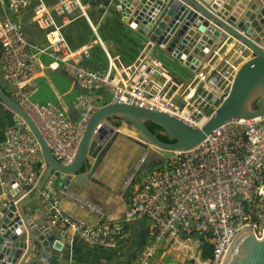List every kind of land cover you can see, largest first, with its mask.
I'll list each match as a JSON object with an SVG mask.
<instances>
[{
	"label": "built area",
	"instance_id": "2783aa9c",
	"mask_svg": "<svg viewBox=\"0 0 264 264\" xmlns=\"http://www.w3.org/2000/svg\"><path fill=\"white\" fill-rule=\"evenodd\" d=\"M27 6L32 8L33 21L45 31L44 41H30L22 23L0 17V83L32 117L63 165L74 160L89 117L108 103L163 111L200 127L227 97L240 66L255 55L238 40L231 44L235 39L230 38L197 71H190L173 53H166L164 44L146 34L139 40L141 47L133 60L125 63L126 58L112 49L117 42L101 33L105 13L95 22L89 2L11 0L10 4L15 14ZM55 14L66 24L82 20L89 30L87 40L71 45ZM97 56L105 65L92 68L89 62ZM42 57L57 63L72 82L87 90L78 93L69 107L79 113L76 120L68 115L69 109L35 99ZM175 96L183 100L182 107L174 102ZM13 115V123L0 140V173H14L25 186H35L46 162L33 133ZM57 179L58 174L53 173L40 197L51 204L46 213L49 225L64 232L66 239L119 249L133 236L127 223L141 219L147 222V238L130 264H154L163 242L199 264H223L241 233L264 234V115L233 119L194 148L176 152L142 173L131 186L122 220L85 224L73 218L58 206L61 190L56 187ZM206 244L211 256L203 260Z\"/></svg>",
	"mask_w": 264,
	"mask_h": 264
},
{
	"label": "water",
	"instance_id": "95a60500",
	"mask_svg": "<svg viewBox=\"0 0 264 264\" xmlns=\"http://www.w3.org/2000/svg\"><path fill=\"white\" fill-rule=\"evenodd\" d=\"M236 1L231 0L229 5L222 7V0H97L92 3L95 10L89 11L95 22L105 13L100 28L107 37L118 43L120 52L126 57L131 52L137 53L141 47L139 40L146 34L157 44H164L166 53H173L171 55L190 71H197L230 38L237 39L254 51L255 55L238 69L227 97L200 127L191 126L163 111L128 103H108L89 117L74 160L69 165H63L54 157L32 117L6 93L0 83V112H12L24 121L39 142L46 162L35 186H25L14 173L5 171L11 175L13 183L10 181L11 185L4 186L0 192V264H70V248L76 241L66 239L64 232H58L49 225L46 213L51 204L43 202L36 206L34 203L41 199L40 191L53 173L58 174L65 198L78 205L81 203L98 214L99 209L76 195V189L91 192L106 186L96 175L103 155L107 154L108 148L117 139H123L131 147L127 157L130 161L128 170L117 189L118 195L128 197L137 175L172 158L176 152L194 148L233 119L264 115V0H240L236 10L229 13ZM56 2L54 0L51 4ZM243 9L246 10V20L237 23V16ZM55 19L62 25L61 32L66 40L78 46L76 40L73 42L70 29L77 24L87 25L82 20L66 24L56 14ZM108 19L115 22L113 31L117 36L107 31L105 25ZM80 91L87 90L80 88ZM174 102L180 106L183 104L179 96H175ZM68 115L74 120L79 117V113L72 109H69ZM111 117L125 121L139 133L137 137L118 133L109 141L107 148L98 153L101 144L91 137L102 121L106 120L111 126L118 127L109 122L108 118ZM148 121L160 125L167 137L174 141L159 139L147 127ZM108 133V126H103L95 138L106 140ZM95 145L97 148H94ZM89 153H95V159L86 167L88 161L93 160ZM124 216L119 220L124 219ZM144 243L143 234L132 249L130 261L136 259ZM231 248L223 264H264V234L257 237L248 231Z\"/></svg>",
	"mask_w": 264,
	"mask_h": 264
},
{
	"label": "crops",
	"instance_id": "0c3cea01",
	"mask_svg": "<svg viewBox=\"0 0 264 264\" xmlns=\"http://www.w3.org/2000/svg\"><path fill=\"white\" fill-rule=\"evenodd\" d=\"M32 3H35L39 0H31ZM47 4H51L54 0H43ZM89 2L90 4L96 2L94 0L91 3V0H84ZM228 0H225L227 2ZM11 0H2V5H0V17H10L14 18L16 21L22 23L25 27V32L30 41L33 42H43L45 38V31H43L39 25L33 21V11L30 6L24 7L18 14L12 13L10 8ZM99 6V4H96ZM92 8L89 11H94V5H91ZM224 5L222 4V7ZM98 13L99 10H98ZM92 17V16H91ZM241 17V16H240ZM113 25L116 26L115 22L110 19L107 20V24L105 25L107 31L114 36H117L113 31ZM84 25L77 24L74 28L70 29V34L72 36L73 42L76 40L77 44L80 45L87 40L89 36V30ZM101 33L103 32L100 28ZM87 31V32H86ZM107 32V33H108ZM104 34V33H103ZM105 35V34H104ZM122 37V35H120ZM123 38V37H122ZM112 49L115 54H121L126 59V62L132 61V55H135L134 52H131L127 57L120 52L119 45L117 43L116 47L112 44ZM136 51V50H135ZM42 70L38 74V92L35 95V99L40 102H54L63 106L66 109L71 107V104L75 100L78 93H80V87H78L74 82H72L71 78L68 74L60 67H58L57 63L50 61L47 57H42ZM90 66H94L95 68L99 67V65H105L102 57L97 56V59L92 63L89 62ZM12 112H0V140H2L5 136L6 128L13 123L14 117ZM128 125H123L121 127L122 131H125ZM131 143V142H130ZM131 148L129 144H117L114 148L110 147L106 157L100 164L96 177L101 179L106 186L98 187L96 190L87 192L85 190H81L79 188L76 189V195L82 196L88 203L96 206L99 211L98 214L95 212H91L89 209L85 208L81 203L78 205L73 200L69 198H65V193L62 192V185L57 179L56 187L60 191L59 198V208L71 215L75 219L88 224H95L98 222H112L121 219L124 215H126V211L128 209V204L130 200V192L128 197H123L122 195L117 194V189L122 183L123 177L125 176L128 170L129 160L128 152L124 153L125 148ZM130 151V150H129ZM8 172L0 173V192L3 190V187L10 186V181L13 183V178L11 175H7ZM142 175V174H141ZM139 175V178L141 177ZM134 178L133 182L139 180ZM132 182V184H133ZM131 184V186H132ZM81 187L82 185L79 184ZM111 186L112 189L109 190ZM96 187V185H94ZM106 188V189H104ZM131 190V187H130ZM35 205L42 204L43 201L41 199L36 200ZM125 217V216H124ZM134 232L133 236L130 239L128 245L121 247L119 249L112 248H98L91 247L76 241L72 243L70 248V264H130L133 261L131 257L133 256L132 249L136 245V243L141 239L144 234L146 241V228L147 222L146 220H136L128 225ZM145 232V233H144ZM202 245H204V241L202 240ZM205 250V247H204ZM209 256L206 253H202V259L207 260ZM154 264H199L193 260H189L185 257H182L178 252H175L172 248H170L167 242H163L159 252L157 253Z\"/></svg>",
	"mask_w": 264,
	"mask_h": 264
},
{
	"label": "bare ground",
	"instance_id": "6f19581e",
	"mask_svg": "<svg viewBox=\"0 0 264 264\" xmlns=\"http://www.w3.org/2000/svg\"><path fill=\"white\" fill-rule=\"evenodd\" d=\"M230 1L231 0H228L227 2H225V0H222V4L223 5H229L230 4ZM239 3H240V0H238V1H236L235 3H234V5L233 6H231V8L229 9L230 11H229V13H232L234 10H236V7H238V5H239ZM222 6V5H221ZM220 6V7H221ZM221 9V8H220ZM245 11L246 10H241V12H239V14H238V16H237V23H240L241 21H245L246 19H245V17H244V15H245ZM241 16V17H240ZM236 40L237 39H235V40H232V42H231V44H233V43H235L236 42ZM205 121H203L201 124H203ZM103 126L104 127H107L108 126V135H107V139L106 140H103L102 138H95L96 137V133L97 132H99L101 129H103ZM118 133H122V134H124V135H127V136H132V137H137V135H138V131L134 128V127H132V126H130V125H128V127L126 128V130L125 131H122V129H121V127H113V126H111V124L110 123H108L106 120L103 122H100L99 124H98V127L95 129V131H94V133H93V135H92V137H91V139L93 140H96L98 143H100L101 145L99 146V149H98V153L100 152V151H102V150H104V149H106L107 148V145H108V143H109V141L116 135V134H118ZM110 147H112V146H110ZM94 148H97V145H95V147ZM109 149L110 148H108V151H109ZM108 151H107V153H108ZM89 156L93 159V161H94V159H95V153L93 154V153H89ZM245 233H248V231H244L243 232V234H245ZM242 234V235H243ZM241 235V236H242ZM240 236V237H241ZM239 237V238H240ZM238 238V239H239ZM238 239L236 240V242L238 241ZM236 242L234 243V245L236 244ZM234 245H232V248L231 249H233V246Z\"/></svg>",
	"mask_w": 264,
	"mask_h": 264
},
{
	"label": "trees",
	"instance_id": "16d2710c",
	"mask_svg": "<svg viewBox=\"0 0 264 264\" xmlns=\"http://www.w3.org/2000/svg\"><path fill=\"white\" fill-rule=\"evenodd\" d=\"M254 107H256V105L254 104ZM121 120V119H120ZM114 124L116 126H119L120 123L119 122H114ZM147 127L161 140L165 141V142H173L174 140H171L167 137L166 134H164L163 132V128L158 125V124H155L153 122H150L148 121L146 123ZM85 167L82 168V171L84 170ZM129 225V223H127ZM145 233V232H144ZM146 234H147V231H146ZM147 238V237H146ZM204 253L207 254V256H211V250H210V247L206 244V247H205V250H204Z\"/></svg>",
	"mask_w": 264,
	"mask_h": 264
},
{
	"label": "rangeland",
	"instance_id": "374dc122",
	"mask_svg": "<svg viewBox=\"0 0 264 264\" xmlns=\"http://www.w3.org/2000/svg\"><path fill=\"white\" fill-rule=\"evenodd\" d=\"M221 46V45H220ZM225 47H227V46H225ZM236 47H240V45L239 44H237L236 45ZM206 71H204V73H205ZM108 120H109V122H112V123H114V122H119L120 123V125L118 126V127H122L123 125H129L128 123H126L125 121H123V120H120V119H116V117H111V118H108ZM165 134V133H164ZM119 143H122V144H126V141H124L123 139H117L116 140V142L113 144V148L117 145V144H119ZM129 144V143H128ZM125 149H127V150H125L124 151V153L126 154V152H128L129 150L131 151V148H125ZM137 149V148H136ZM110 153H107L106 155H109ZM106 155L104 154L103 155V159L106 157ZM103 159H102V161H103ZM101 161V162H102ZM89 163H87V165H86V167H89L91 164H92V162H93V160H89L88 161ZM101 164V163H100ZM141 175V174H140ZM136 179H138L139 178V175H137L136 177H135ZM60 180V179H59ZM82 190H84V189H82ZM85 191H87V190H85ZM63 192V191H62ZM88 192V191H87Z\"/></svg>",
	"mask_w": 264,
	"mask_h": 264
}]
</instances>
